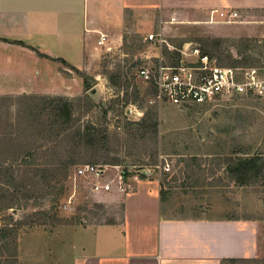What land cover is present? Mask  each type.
Masks as SVG:
<instances>
[{
  "label": "rangeland",
  "instance_id": "rangeland-1",
  "mask_svg": "<svg viewBox=\"0 0 264 264\" xmlns=\"http://www.w3.org/2000/svg\"><path fill=\"white\" fill-rule=\"evenodd\" d=\"M136 26L127 22L122 44L95 67L97 79L74 69L83 92L76 80H63L61 94L0 98V264H23L20 250L29 256L39 231H69L120 216L119 207L91 194L76 174L86 164L105 165L109 175L126 170L129 181L157 180L169 217L258 220L262 254L226 264H264V180L241 184L227 169L232 156L264 154V100L151 106L150 88L137 69L161 55L175 61L177 52ZM199 39L167 40L180 48L190 41L202 45ZM210 54L221 64L264 65V38H224ZM42 96L70 99V122L44 106ZM143 117L159 120L157 136L149 130L143 135ZM88 123L103 130L100 144L70 135Z\"/></svg>",
  "mask_w": 264,
  "mask_h": 264
},
{
  "label": "crops",
  "instance_id": "crops-1",
  "mask_svg": "<svg viewBox=\"0 0 264 264\" xmlns=\"http://www.w3.org/2000/svg\"><path fill=\"white\" fill-rule=\"evenodd\" d=\"M223 10H237L243 20L221 22ZM127 22L166 40L264 38V0H0V98L61 94L63 80H76L83 92L74 69L97 79L95 67L122 44ZM102 200L119 207L120 216L39 231L29 256L20 250L23 264H223L262 254L258 220L166 216L157 180L137 178L126 192Z\"/></svg>",
  "mask_w": 264,
  "mask_h": 264
},
{
  "label": "built area",
  "instance_id": "built-area-1",
  "mask_svg": "<svg viewBox=\"0 0 264 264\" xmlns=\"http://www.w3.org/2000/svg\"><path fill=\"white\" fill-rule=\"evenodd\" d=\"M219 16L220 21L226 23L243 20L237 10H223ZM175 20L176 17H173L172 21ZM105 36L101 33L100 44ZM156 37H160L161 43H166L170 50H176L179 55L175 61H168L169 56L161 55L158 62H149L137 69V76L150 88L147 102L151 106L204 104L247 98L264 100V65L221 64L216 56L205 52L199 43L190 41L176 48L161 34L147 35L150 40ZM76 174L84 179L93 195L126 192L131 187L125 171L109 175L105 165H82Z\"/></svg>",
  "mask_w": 264,
  "mask_h": 264
},
{
  "label": "trees",
  "instance_id": "trees-1",
  "mask_svg": "<svg viewBox=\"0 0 264 264\" xmlns=\"http://www.w3.org/2000/svg\"><path fill=\"white\" fill-rule=\"evenodd\" d=\"M253 39V38H247ZM204 43L201 45L202 49L207 52L211 53L212 50L216 51L221 46L224 38L221 37H202L199 39ZM18 43L22 45H26L23 41H18ZM32 49H35L32 46H29ZM211 48V49H210ZM39 55L46 56L42 54L37 49H35ZM178 57V52H177ZM213 55V54H212ZM86 82V80H85ZM89 86H87L88 88ZM37 97V96H35ZM41 97V96H40ZM44 98V106H49L53 109L56 116L63 117L64 122H70L72 116V102L70 99L61 97V96H42ZM150 113H148V116ZM149 118L143 117L141 122L139 123L143 127V135L149 130L151 131L154 136H157L159 133V120L156 118L155 121L149 122ZM69 129V128H66ZM73 135L72 137L77 139V141H84L90 145L100 144L101 141L104 139V133L101 129H96L93 124H86L83 127L77 128L74 132H71ZM116 159L111 161L112 164H116ZM227 169L229 173L237 180V182L241 184L250 183L253 180L258 178L264 180V154H255V155H236L232 156L228 159L227 162ZM127 171L125 170V175H127ZM264 182V181H263ZM162 193V192H161ZM12 207V206H8ZM241 259L229 258L226 259L223 264H226L229 261H235Z\"/></svg>",
  "mask_w": 264,
  "mask_h": 264
}]
</instances>
